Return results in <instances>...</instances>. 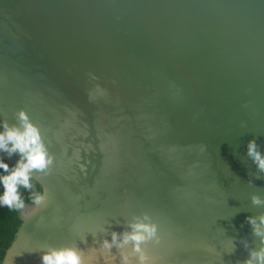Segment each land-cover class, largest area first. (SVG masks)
<instances>
[{
	"label": "water",
	"instance_id": "1",
	"mask_svg": "<svg viewBox=\"0 0 264 264\" xmlns=\"http://www.w3.org/2000/svg\"><path fill=\"white\" fill-rule=\"evenodd\" d=\"M21 109L54 165L1 264H41L46 245L97 264L92 235L143 212L155 264H242L240 240L257 246L246 217L264 212L250 199L264 179L246 152H264V0H0V122Z\"/></svg>",
	"mask_w": 264,
	"mask_h": 264
},
{
	"label": "clouds",
	"instance_id": "2",
	"mask_svg": "<svg viewBox=\"0 0 264 264\" xmlns=\"http://www.w3.org/2000/svg\"><path fill=\"white\" fill-rule=\"evenodd\" d=\"M92 80L97 77L90 75ZM105 95L99 85L93 92L89 93V99L93 98V93ZM245 107H248L246 104ZM16 124H9L7 119L0 122V153L6 154L10 159L14 154L19 156L15 165L10 166L5 162L3 156H0V208H6L11 211L25 214L28 207L21 189L29 193L28 199L33 206V212L42 207H47L49 194L47 189H37L34 179L39 175L47 176L54 165V156L49 151L48 144L45 143L41 127L33 123L28 113L21 109L15 113ZM246 127V124H241ZM246 157L255 165L256 174H250L255 179H264V152L255 139L247 143ZM249 185L252 181L249 180ZM251 204L254 207L264 208V198L259 195L251 196ZM246 223L252 228V236L258 241L256 247H250L249 242L241 239L240 243L248 251V258L242 264H264V212L259 215L246 217ZM108 228L102 227L100 234L103 237L110 235L111 239L102 238L96 241L97 235H92L94 242L99 244L98 248H90L91 251L99 254V260L103 264H155L152 257L148 255V245H158L160 243L159 225L153 220L148 212L140 215H133L131 220L124 225L123 232L111 231L110 221H106ZM117 226H120L117 223ZM235 238H231V250L228 254H234L236 248ZM81 242L87 243L84 237ZM113 249L116 254H113ZM211 250V249H210ZM41 264H86L84 251L76 245L56 247L46 245L41 248ZM241 264V262H238Z\"/></svg>",
	"mask_w": 264,
	"mask_h": 264
},
{
	"label": "trees",
	"instance_id": "3",
	"mask_svg": "<svg viewBox=\"0 0 264 264\" xmlns=\"http://www.w3.org/2000/svg\"><path fill=\"white\" fill-rule=\"evenodd\" d=\"M9 165L12 166L11 164ZM0 173H2V170H0ZM34 183H36L38 190L41 189L37 182L34 181ZM2 191L3 189L0 187V192ZM21 192L28 207L31 206V201L28 199L29 193L23 189H21ZM19 216L20 213L6 208H0V264L2 263L5 253L9 250V247L14 240V236L21 225Z\"/></svg>",
	"mask_w": 264,
	"mask_h": 264
}]
</instances>
